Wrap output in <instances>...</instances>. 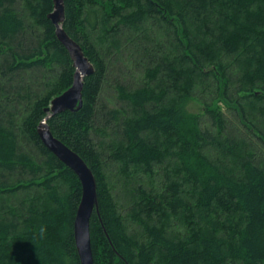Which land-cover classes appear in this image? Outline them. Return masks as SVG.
I'll list each match as a JSON object with an SVG mask.
<instances>
[{
  "label": "trees",
  "instance_id": "16d2710c",
  "mask_svg": "<svg viewBox=\"0 0 264 264\" xmlns=\"http://www.w3.org/2000/svg\"><path fill=\"white\" fill-rule=\"evenodd\" d=\"M63 1L93 72L47 125L95 178L93 264H264V0ZM52 10L0 0V264H80L37 132L74 73Z\"/></svg>",
  "mask_w": 264,
  "mask_h": 264
},
{
  "label": "water",
  "instance_id": "95a60500",
  "mask_svg": "<svg viewBox=\"0 0 264 264\" xmlns=\"http://www.w3.org/2000/svg\"><path fill=\"white\" fill-rule=\"evenodd\" d=\"M53 11L48 17L55 26V35L67 50L74 67L71 85L54 96L44 109L46 116L38 125V136L43 145L57 159L70 168L81 184V198L73 221V237L80 264H93L89 220L93 210L97 211L96 182L90 168L83 159L51 133L47 120L65 110L75 111L82 105L83 79L93 72V66L84 56L80 46L62 28L64 22V1L53 0Z\"/></svg>",
  "mask_w": 264,
  "mask_h": 264
},
{
  "label": "rangeland",
  "instance_id": "374dc122",
  "mask_svg": "<svg viewBox=\"0 0 264 264\" xmlns=\"http://www.w3.org/2000/svg\"><path fill=\"white\" fill-rule=\"evenodd\" d=\"M186 107H187V110L191 112H197L200 109V106L193 101H189Z\"/></svg>",
  "mask_w": 264,
  "mask_h": 264
},
{
  "label": "bare ground",
  "instance_id": "6f19581e",
  "mask_svg": "<svg viewBox=\"0 0 264 264\" xmlns=\"http://www.w3.org/2000/svg\"><path fill=\"white\" fill-rule=\"evenodd\" d=\"M53 9H54V7H53ZM52 11H53V10H52ZM52 11H51V12H52ZM51 12H50V13H51Z\"/></svg>",
  "mask_w": 264,
  "mask_h": 264
}]
</instances>
